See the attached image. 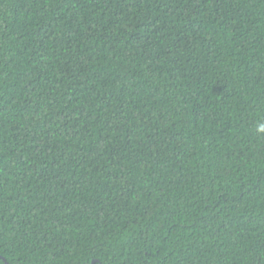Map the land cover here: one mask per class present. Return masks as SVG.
Listing matches in <instances>:
<instances>
[{
  "label": "trees",
  "instance_id": "trees-1",
  "mask_svg": "<svg viewBox=\"0 0 264 264\" xmlns=\"http://www.w3.org/2000/svg\"><path fill=\"white\" fill-rule=\"evenodd\" d=\"M264 264V0H0V264Z\"/></svg>",
  "mask_w": 264,
  "mask_h": 264
},
{
  "label": "water",
  "instance_id": "water-1",
  "mask_svg": "<svg viewBox=\"0 0 264 264\" xmlns=\"http://www.w3.org/2000/svg\"><path fill=\"white\" fill-rule=\"evenodd\" d=\"M8 264V263H7Z\"/></svg>",
  "mask_w": 264,
  "mask_h": 264
}]
</instances>
